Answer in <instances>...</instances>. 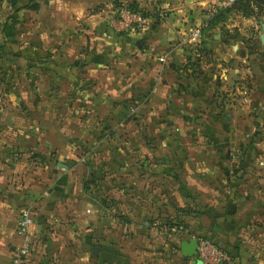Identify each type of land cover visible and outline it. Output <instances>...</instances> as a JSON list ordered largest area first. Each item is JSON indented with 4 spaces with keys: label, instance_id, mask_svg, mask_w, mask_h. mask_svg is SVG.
Returning <instances> with one entry per match:
<instances>
[{
    "label": "crops",
    "instance_id": "crops-1",
    "mask_svg": "<svg viewBox=\"0 0 264 264\" xmlns=\"http://www.w3.org/2000/svg\"><path fill=\"white\" fill-rule=\"evenodd\" d=\"M119 1H132L144 11L160 9L163 15L158 19L149 15L150 21L140 30L118 31L110 18ZM221 2L27 0L33 6L16 12L26 11V58L42 65V76L48 80L43 92L56 99L55 106L58 98L91 110L122 103L125 112L166 109L173 102L178 103L173 108L181 111L184 105L187 124L203 126L197 138L205 141V157L231 158L227 165L209 159L213 165L204 164L203 172H238L239 177L221 180L219 227L203 231L232 255L231 264H264V50L258 38V22H264V16L233 9L223 21L201 31L215 7H223ZM195 27L199 35L190 42L185 37ZM101 120L92 118L90 124ZM94 133L88 135L96 140L98 132ZM188 134L190 140L197 135ZM216 145L219 148L211 149ZM66 151V144L47 151V158L55 157L52 165L44 164L43 175L53 177L43 186L35 184L12 151L0 148V264H12L22 242L16 221L26 206L32 208L35 228L22 264H200L180 251L181 240L190 238L187 235L171 247L150 244L145 238L155 234V228L148 224V216H124L132 230L123 243L113 244L109 227L117 218L107 206L92 201L76 177L72 179L74 167ZM241 172L253 173L255 182H242ZM239 186L248 191H239ZM230 189L238 193H229ZM240 200L259 213L239 216L238 209L228 214L226 206L238 208ZM80 216L91 224L75 227ZM136 235L143 243L132 242ZM248 239L250 244H244ZM93 246L97 248L92 250Z\"/></svg>",
    "mask_w": 264,
    "mask_h": 264
},
{
    "label": "rangeland",
    "instance_id": "rangeland-1",
    "mask_svg": "<svg viewBox=\"0 0 264 264\" xmlns=\"http://www.w3.org/2000/svg\"><path fill=\"white\" fill-rule=\"evenodd\" d=\"M26 1L0 0V148L4 153L12 151L18 163L28 168L35 184L40 182L46 186L53 175H43L44 164L52 165L55 157L47 158L46 153L66 144V152L71 153L67 161L74 167L72 179L76 177L83 184L84 193L92 201L95 199L107 206L111 215L119 218L109 227L113 244L127 239L132 227L123 217L130 214L148 216L160 224L155 234L152 232L145 238L154 246H174L178 237L187 234L209 237L203 229L216 231L219 227L218 212L223 200L218 198L222 193L220 182L225 177H239L238 172L222 174L216 169L204 173V164L213 165L209 161L212 159L216 165L221 161L227 165L231 158L219 161L217 154L205 157V141L197 138L202 136L203 126L188 125L186 108L183 105L181 111L174 109V104L178 105L175 102L166 109L162 106L150 111L126 112L121 108H125L122 103L109 109L91 110L69 104L65 98H58V107L55 106L56 99L43 92L48 80L42 76V65L26 58V11L15 9ZM34 73L40 77L35 79ZM100 117V124H90L92 118L97 122ZM86 119L89 124H81L88 122ZM190 131L197 134L193 140L188 138ZM93 132H98L96 140L88 135ZM241 173L242 182H255L253 173ZM240 186L239 191H248ZM231 192L238 193V190L230 189ZM240 202L238 208L228 204V214L233 215L238 209L239 216L243 212L259 213L244 200ZM78 218L75 227L78 223L80 226L91 224L87 217ZM180 223L181 229H171L181 226ZM131 239L134 244L143 243L137 235ZM244 244L249 245L250 239ZM248 255L247 260H251Z\"/></svg>",
    "mask_w": 264,
    "mask_h": 264
},
{
    "label": "built area",
    "instance_id": "built-area-1",
    "mask_svg": "<svg viewBox=\"0 0 264 264\" xmlns=\"http://www.w3.org/2000/svg\"><path fill=\"white\" fill-rule=\"evenodd\" d=\"M234 0H222V6L230 5ZM126 1H120L114 8L113 16L110 22L116 25L118 31H134L145 27L150 21V16L145 15L140 10H135L127 6ZM158 18L162 17V11L157 10ZM199 29L192 28L185 37L188 41H195L198 38ZM30 206L22 208L20 215L16 221V231L21 235L22 242L15 252L12 264H22V256L25 255L31 246V234L34 230V222L31 215ZM174 228V229H173ZM160 227L155 226V230ZM171 229L175 230V227ZM196 242L194 250V258L200 264H230L228 255L216 243L205 236H194L187 234Z\"/></svg>",
    "mask_w": 264,
    "mask_h": 264
},
{
    "label": "trees",
    "instance_id": "trees-1",
    "mask_svg": "<svg viewBox=\"0 0 264 264\" xmlns=\"http://www.w3.org/2000/svg\"><path fill=\"white\" fill-rule=\"evenodd\" d=\"M128 7L135 9V10H140L142 13H144L145 15H151L153 17H156V19H158V14H157V10H153L151 11H144L140 8H138L132 1H129L126 3ZM33 4H25L22 6H16L15 9L18 10V8L20 7H32ZM239 10L242 14L245 15H253L255 17H258L260 15L264 16V0H234L230 5L228 6H217L215 7V10L209 14V16H207V18L203 21L202 26L200 27V30L202 31L203 29L212 26L216 23H219L221 21H223L226 16L233 10ZM258 19V18H257ZM93 182H96L95 179H93ZM117 220H119V218H117ZM148 224L149 225H154V227H160V224L153 219H148ZM181 224V223H180ZM175 229L182 228V224L181 226H174ZM195 236H205L208 237L206 235H201V234H193ZM210 239V237H208ZM212 240V239H210ZM213 241V240H212ZM214 242V241H213ZM216 243V242H214ZM219 247H221L226 254L228 255L229 258V262L231 259V254L224 248V246L219 245L218 243H216ZM231 264V263H230Z\"/></svg>",
    "mask_w": 264,
    "mask_h": 264
},
{
    "label": "water",
    "instance_id": "water-1",
    "mask_svg": "<svg viewBox=\"0 0 264 264\" xmlns=\"http://www.w3.org/2000/svg\"><path fill=\"white\" fill-rule=\"evenodd\" d=\"M261 32L259 33V42L261 44V49L264 50V22H258ZM136 45H139V41H136ZM196 242L193 238H188L187 240H181L180 242V251L185 256H193L195 250ZM97 247L93 246L92 250H95Z\"/></svg>",
    "mask_w": 264,
    "mask_h": 264
}]
</instances>
